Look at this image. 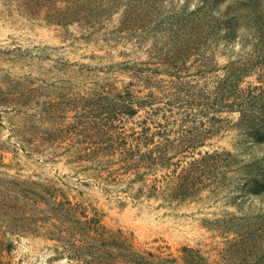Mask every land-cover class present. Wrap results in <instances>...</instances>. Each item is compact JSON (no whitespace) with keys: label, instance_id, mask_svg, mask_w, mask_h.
Instances as JSON below:
<instances>
[{"label":"rangeland","instance_id":"374dc122","mask_svg":"<svg viewBox=\"0 0 264 264\" xmlns=\"http://www.w3.org/2000/svg\"><path fill=\"white\" fill-rule=\"evenodd\" d=\"M24 2L0 0V264H78L50 239L52 221L13 231L12 218L47 215L39 197L69 201L145 256L182 264L187 248L207 264H264V0H117L99 31L48 23ZM233 67L246 69L239 88L261 89L258 125L242 126L235 106L190 111L213 133L181 167L215 150L228 154L220 174L184 201L150 195L173 166L134 171L125 150L159 143V124L176 137L175 87L212 95Z\"/></svg>","mask_w":264,"mask_h":264},{"label":"trees","instance_id":"16d2710c","mask_svg":"<svg viewBox=\"0 0 264 264\" xmlns=\"http://www.w3.org/2000/svg\"><path fill=\"white\" fill-rule=\"evenodd\" d=\"M24 7L31 11L33 7H46L47 22L53 24L69 25L77 23L84 27V29L99 31L105 26V21L110 17L109 12L116 5L117 0H24ZM63 5V8L60 7ZM128 18L124 20L127 21ZM246 71L243 67H236L230 69V74L221 78L213 94H208L200 89L194 90L192 86L178 84L175 91L166 105L170 108H177L181 110L180 124L177 136L172 138L171 134L166 132V126L158 125L161 129L158 134L162 136L159 143L154 141V138L148 139L146 144H152L153 147L146 152L140 150H125V157L123 159L130 161L131 169L138 171L144 169L149 172L158 170L168 171L163 180L164 187L156 185L151 186L150 195H161L163 198L169 200L184 201L192 198L199 190L207 186L206 181L215 182L216 175L220 174V163L225 162L228 154L213 151L212 153L205 152L200 159H192L191 162L186 163V166L181 167V163L185 158L192 156L209 135L212 130L205 126L202 122L197 123L192 119L190 111L194 109H214L231 108L235 106L240 110L241 117L239 123L250 129H255L258 125L250 118V114L259 112L257 106L261 104L262 92L256 86H247L245 89L239 88L240 75ZM260 92V93H257ZM152 98V95L148 96ZM232 99L231 103L225 104L226 100ZM153 100L142 101L141 104H153ZM129 100V104H132ZM171 114L173 110H168ZM166 118V116H164ZM190 122L191 125L186 124ZM200 155V152L198 153ZM175 160V161H174ZM229 163V161L227 162ZM178 169H180L178 171ZM15 193L16 190H8ZM23 191V190H20ZM21 195V194H17ZM25 197V196H23ZM53 196H50L52 199ZM39 203L45 202L49 206L45 211L39 209L37 206L34 211L46 212L43 218H12L13 231L19 229L20 231H34L38 222L43 224L52 221L54 231L49 232L50 239L57 240L64 244V248L68 252V257L82 262L81 264H177L175 260L164 259L161 257L148 254L145 256L139 252L132 250L127 238L120 233L117 235L106 236V231L102 226L98 225L97 221L87 220L86 215L81 214L80 217L76 215L77 208L73 207L69 201L58 203L55 200L50 202L44 198L39 197ZM14 200L17 199L14 197ZM37 201L33 205H37ZM1 206V205H0ZM5 204H3V208ZM9 211H18L16 205L7 207ZM84 220H82V219ZM58 221L59 224L68 225V236L66 239L62 233L65 229L58 230L54 223ZM18 230V231H19ZM93 233V235H91ZM79 237V239H76ZM240 243H231L227 249L228 255L238 254ZM8 250V248H7ZM182 264H207L204 258L196 254L193 250L182 249ZM233 257V256H232Z\"/></svg>","mask_w":264,"mask_h":264}]
</instances>
